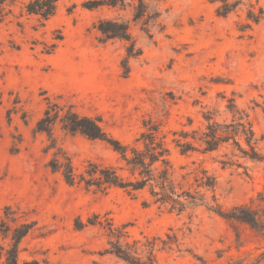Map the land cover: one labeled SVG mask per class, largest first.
Returning <instances> with one entry per match:
<instances>
[{
    "label": "rangeland",
    "instance_id": "1",
    "mask_svg": "<svg viewBox=\"0 0 264 264\" xmlns=\"http://www.w3.org/2000/svg\"><path fill=\"white\" fill-rule=\"evenodd\" d=\"M29 1L8 3L11 14L0 23V222L32 226L19 261L123 264L101 254L111 239L109 226H125L128 242L158 240L159 264H259L264 161L224 164L230 148L182 155L172 140L174 132L203 128L207 111L219 123L230 121L235 105L249 114L264 156V20L241 33L244 10L222 19L209 0H160L159 21L145 33L131 22V4L124 11H90L85 4L99 0H58L56 15L42 25L26 14ZM107 18L130 21L142 51L129 61L125 79V43L101 44L94 30ZM74 115L96 120L126 145L135 144L144 125L153 126L164 137L176 181L206 169L223 209L247 205L259 227L227 222L203 207L183 214L144 208L145 193L130 198L118 189L99 193L67 185L68 167L77 175L88 162L119 165L105 142L64 129ZM0 244H7L1 236Z\"/></svg>",
    "mask_w": 264,
    "mask_h": 264
},
{
    "label": "trees",
    "instance_id": "2",
    "mask_svg": "<svg viewBox=\"0 0 264 264\" xmlns=\"http://www.w3.org/2000/svg\"><path fill=\"white\" fill-rule=\"evenodd\" d=\"M12 1L0 0V23L11 14L7 7ZM159 2L160 0H99L88 2L84 8L90 11L100 8L124 11L131 4V22L140 25L141 30L147 33L149 26L159 21L160 12L156 7ZM57 3L58 0H31L24 6V10L27 15L36 17L44 25L56 15ZM209 3L214 6L215 16L222 19L244 10L245 20L238 25L241 33L251 31L264 20V1L261 0H209ZM94 30L99 35L101 44L111 41L125 43V55L120 62V69L121 78H127L130 74L129 61L138 58L142 53L131 37L130 21L119 18L99 19ZM56 39L61 42L63 38L59 36ZM52 48L45 53L51 54L55 45ZM229 113L231 120L222 123L215 121L209 111L203 113V128L174 132L172 143L182 155L189 152L207 154L230 148V158L223 163L237 167L241 166L240 160L263 162L264 156L258 149L259 140L252 128L249 114L238 110L235 105H232ZM64 129L91 141L105 142L117 154L119 161L118 166L88 162L84 171L77 175L72 174L68 167L69 173L63 175L67 185L78 184L86 191L99 193L118 189L130 198L145 193L148 198L141 204L144 208L156 206L157 209L183 214L203 207L227 222L243 224L252 230L259 227L258 214L249 206L239 205L229 210L223 209L215 194L216 179L206 169L187 173L181 177V181H176L167 160L169 149L164 137H159L158 130L153 126L148 128L144 125L145 131L132 145L114 139L100 128L96 120L88 117L74 115L73 119L65 122ZM190 175L192 181L187 184ZM125 228L123 226L113 229L109 226L111 239L101 256L113 257L123 264H159L155 257L158 240L128 242L129 236L124 231ZM31 229L32 226L28 223L10 227L0 222V236L7 241L5 246L0 244V260L4 258L3 264H40L36 260L21 262L18 259L19 246ZM261 263L264 264V252L260 255L259 264Z\"/></svg>",
    "mask_w": 264,
    "mask_h": 264
}]
</instances>
